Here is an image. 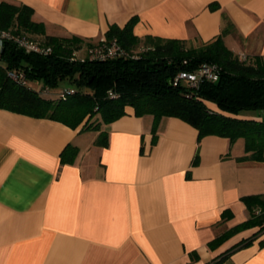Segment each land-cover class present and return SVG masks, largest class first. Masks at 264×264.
Segmentation results:
<instances>
[{
    "label": "crops",
    "instance_id": "0c3cea01",
    "mask_svg": "<svg viewBox=\"0 0 264 264\" xmlns=\"http://www.w3.org/2000/svg\"><path fill=\"white\" fill-rule=\"evenodd\" d=\"M6 1L31 6L47 35L98 41L136 15L141 38L200 46L227 25L235 54L264 55V0ZM152 125L127 107L102 124L103 146L100 130L0 108V264H264V231L243 242L258 226L209 246L249 217L241 197L264 193V160L178 117ZM69 144L78 153L63 163Z\"/></svg>",
    "mask_w": 264,
    "mask_h": 264
},
{
    "label": "trees",
    "instance_id": "16d2710c",
    "mask_svg": "<svg viewBox=\"0 0 264 264\" xmlns=\"http://www.w3.org/2000/svg\"><path fill=\"white\" fill-rule=\"evenodd\" d=\"M33 15L27 4L0 1L1 29L50 48L46 52L26 51L14 41L2 42L0 108L57 120L72 128L82 124L81 130H100L94 143L106 146L108 133L101 130L102 124L118 119L131 107L136 116L153 117V131L162 117H178L194 126L199 137L217 135L231 143L242 138L245 155L241 158L264 160V55H256L252 61L239 58L223 40L227 25L213 40L188 46L178 38L138 37L133 32L136 15L123 25L110 24L104 40L98 41L75 34L47 35L43 22ZM113 40L128 54L92 56V51ZM140 45L144 48L137 50ZM83 48L84 55L78 57ZM205 62L215 64L218 80H203L197 87L184 80L174 83L181 70L194 71ZM9 71L23 74L27 83L10 77ZM63 81L73 85L53 92ZM77 153L78 148L69 144L61 152V161L71 163ZM241 199L249 217L212 239L211 248L244 229L258 226L243 240L245 244L264 231V193ZM231 216L229 209L222 213L223 219Z\"/></svg>",
    "mask_w": 264,
    "mask_h": 264
},
{
    "label": "built area",
    "instance_id": "2783aa9c",
    "mask_svg": "<svg viewBox=\"0 0 264 264\" xmlns=\"http://www.w3.org/2000/svg\"><path fill=\"white\" fill-rule=\"evenodd\" d=\"M5 39L16 42L18 46L25 49L26 51L46 52L50 50L49 47H44L40 42L36 40L29 39L25 36L14 35L9 30L0 28L1 47H2V42ZM101 40H104V38H102ZM127 54L128 52L123 47H121L116 42V40H113L112 42L104 46L103 49L98 48L95 51H92V56H99L102 58L122 56V55H127ZM246 57L247 56L244 54L239 55V58L241 59H245ZM9 76L21 83H27V81L23 77V74L21 73H17L15 71H9ZM218 77H219L218 69L215 66V64L205 62V63H202L194 71L181 70L176 75L174 79V83L176 84L178 81L184 80L189 85L197 87L201 84L203 80L216 81L218 80Z\"/></svg>",
    "mask_w": 264,
    "mask_h": 264
},
{
    "label": "rangeland",
    "instance_id": "374dc122",
    "mask_svg": "<svg viewBox=\"0 0 264 264\" xmlns=\"http://www.w3.org/2000/svg\"><path fill=\"white\" fill-rule=\"evenodd\" d=\"M0 48H1V40H0ZM142 48H144V46L140 45V46L137 48V50H140V49H142ZM83 55H84V48L77 52V56H78V57H82ZM246 60H247V61H252V60H253V57H249V56H247V57H246ZM183 83H186V81H183ZM29 85H30V86H33V85H34V82H32L31 80H29ZM72 85H73V84H71V83H69V82H67V81H63V82L60 83V85H59L57 88H54L52 91H53V92H58V91H60L63 87H71ZM53 92H52V93H53ZM246 114H248V115H254L253 112H246Z\"/></svg>",
    "mask_w": 264,
    "mask_h": 264
}]
</instances>
